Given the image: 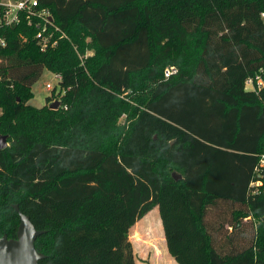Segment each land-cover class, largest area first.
<instances>
[{
  "label": "trees",
  "instance_id": "16d2710c",
  "mask_svg": "<svg viewBox=\"0 0 264 264\" xmlns=\"http://www.w3.org/2000/svg\"><path fill=\"white\" fill-rule=\"evenodd\" d=\"M37 1L51 20L0 25V237H17L18 205L46 231L40 264H137L130 230L158 207L179 264H264V87L245 88L264 78V0ZM46 69L64 112L29 104ZM143 74L156 86L138 109L121 95ZM220 203L236 208L216 224Z\"/></svg>",
  "mask_w": 264,
  "mask_h": 264
},
{
  "label": "rangeland",
  "instance_id": "374dc122",
  "mask_svg": "<svg viewBox=\"0 0 264 264\" xmlns=\"http://www.w3.org/2000/svg\"><path fill=\"white\" fill-rule=\"evenodd\" d=\"M5 2L11 1L15 2L17 0H2ZM95 47L88 46L85 51V57L95 54ZM82 57V56H81ZM145 75H140L136 79V85L132 90L127 91L121 95L123 101L130 100L127 102L131 106H136L140 109L141 103L150 98L151 91L155 88V82L144 79ZM60 80L58 75L49 69H46L41 76V78L32 86L33 97L29 101V104L35 107H42L47 104V99L52 96L53 103L58 102L59 106L55 109L59 112H64L68 109V105L65 102L64 93L65 91H60L59 83ZM51 83L55 86V89H48L47 84ZM250 85H247V90H250ZM127 99V100H126ZM139 100V101H138ZM138 102V104L136 102ZM51 106V104H49ZM127 115L125 113L118 116V123L121 126H125L124 129L126 134L128 133V121H126ZM140 137L136 140L133 145L135 150L144 151L149 153V148L153 145L151 133L153 132L152 126L147 125L142 129ZM59 134V133H58ZM157 137V135H154ZM168 141L165 140V143ZM236 207L230 204L220 203L217 208H215L210 214L211 220L215 221L216 224H221L225 219H230L232 212ZM9 217V222H13L12 214L10 211H4L2 219L7 222ZM259 219L257 215L252 214L246 218L245 221H254ZM7 222L6 224H9ZM20 223V222H19ZM19 225V224H18ZM225 229H229L228 223L225 224ZM130 240L134 244V250L136 255L137 264H178L168 253L166 247V241L164 238L163 224L161 216L159 213V208L155 207L149 213H147L142 219H140L130 230Z\"/></svg>",
  "mask_w": 264,
  "mask_h": 264
},
{
  "label": "water",
  "instance_id": "95a60500",
  "mask_svg": "<svg viewBox=\"0 0 264 264\" xmlns=\"http://www.w3.org/2000/svg\"><path fill=\"white\" fill-rule=\"evenodd\" d=\"M20 100V98H18ZM59 106L58 102L52 103L51 108ZM8 135L0 131V150L8 146ZM179 181L182 175L173 173ZM20 216V224L16 238H9L7 234L0 237V264H40L45 255L37 250L36 240L45 233V230L37 229L29 215L23 213L18 205H14Z\"/></svg>",
  "mask_w": 264,
  "mask_h": 264
},
{
  "label": "built area",
  "instance_id": "2783aa9c",
  "mask_svg": "<svg viewBox=\"0 0 264 264\" xmlns=\"http://www.w3.org/2000/svg\"><path fill=\"white\" fill-rule=\"evenodd\" d=\"M32 13L35 14L37 17L42 19L44 22L51 20V14L48 9L45 8H39V3L37 0H18L15 2H5V1H0V25L2 23H5L7 25H10L12 23H16L20 21V16L22 13ZM262 18L264 20V12L262 13ZM45 28L43 31H41L38 34V37L41 39L40 44H41V49L45 50L47 49L48 46V41L50 37L46 36L44 34ZM57 41L53 42V45H56ZM2 45H5L4 42H2ZM177 68L175 66H171L166 69L165 75L166 77H169L171 74L176 73ZM59 80L61 79V75H58ZM247 85H250V90L253 91L256 94H259L262 88L264 87V78L262 73H257L254 76L249 77L246 80L245 83V88L247 90ZM48 89H54L55 86L51 83L47 84ZM258 171L262 172L264 171V155L262 157L260 166L258 167ZM262 185L261 180H257L251 183V187H255L254 192H257V187Z\"/></svg>",
  "mask_w": 264,
  "mask_h": 264
},
{
  "label": "crops",
  "instance_id": "0c3cea01",
  "mask_svg": "<svg viewBox=\"0 0 264 264\" xmlns=\"http://www.w3.org/2000/svg\"><path fill=\"white\" fill-rule=\"evenodd\" d=\"M18 1V0H17ZM163 224V223H162ZM163 230H164V228H163ZM164 238H165V233H164ZM165 241H166V238H165ZM166 247H167V250H168V246H167V241H166ZM168 253L171 255V253L169 252V250H168ZM171 257L175 260V258L171 255ZM175 262H177L176 260H175ZM178 263V262H177ZM179 264V263H178Z\"/></svg>",
  "mask_w": 264,
  "mask_h": 264
}]
</instances>
